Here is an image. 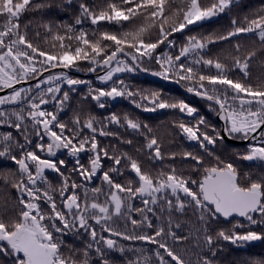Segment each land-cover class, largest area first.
I'll return each instance as SVG.
<instances>
[{
	"label": "snow or ice",
	"instance_id": "1",
	"mask_svg": "<svg viewBox=\"0 0 264 264\" xmlns=\"http://www.w3.org/2000/svg\"><path fill=\"white\" fill-rule=\"evenodd\" d=\"M242 7L243 0H0V126L11 129L0 131V163L14 165L0 170V191L16 193L11 208L0 204V264H117L116 254L124 264H217L222 242L264 241V71L252 72L254 61L264 69V4L235 11ZM52 9L70 20L46 18ZM225 16L227 27L204 30ZM79 72L96 74L100 86ZM138 72L181 85L223 124L121 75ZM117 98L144 112L179 113L171 127L199 151L171 150L174 139L128 112L85 108L91 101L106 109ZM226 136L244 145L236 160L259 167L242 172L217 155ZM185 244L191 255L177 250Z\"/></svg>",
	"mask_w": 264,
	"mask_h": 264
},
{
	"label": "trees",
	"instance_id": "2",
	"mask_svg": "<svg viewBox=\"0 0 264 264\" xmlns=\"http://www.w3.org/2000/svg\"><path fill=\"white\" fill-rule=\"evenodd\" d=\"M98 2H102V0H98ZM264 4V0H243V7L241 9L235 10L236 12L239 11H248L253 8H257L260 5ZM38 15V14H33ZM70 12H63L57 9H52L50 13L46 14V18L55 19L57 21L59 20H70ZM28 18H31L29 16ZM229 23L228 17H221L217 19L215 22L210 24L204 25V30H212V29H220L227 27ZM199 30V29H197ZM252 38L251 37H241V42L248 44ZM264 57H258V59H261ZM264 71V69H261L256 61L253 62V77L258 75L260 72ZM86 73V72H85ZM96 75V74H95ZM95 75L91 78H83L76 76L80 79L84 80H91L94 86L99 87L100 82L95 79ZM123 78L127 80V82L131 83L132 85L139 87V88H147V89H155V90H163L165 94H170L172 96L180 97L187 99L188 102L192 103L194 106L198 107L200 109V114L204 115L206 119L211 123L216 125L217 127L221 126L220 121L218 120L217 116L209 111V109L206 106V102L203 100H200L194 96H189L185 94L181 89L178 87L150 80L148 77L143 75L141 72L135 73V74H121ZM78 91L83 94L87 92V85H80L78 86ZM76 99H79L77 96ZM86 110L92 111L94 114L98 116H107L109 112L115 111L118 114H122L124 112H128L132 114L134 117L148 123L150 126H152L154 129H157L160 135L164 136L166 140L168 139H174V142L170 145V149L173 151H180L181 148L191 150V151H199L198 148H196L195 145L189 144L185 142L178 134L175 133V129L171 127L170 121L177 118L180 114L177 112H174L172 110H158L157 112H144L140 109L135 108L134 105H132L128 100L123 98H117L115 101H111L109 106L106 109H99L96 107L95 102L89 101L85 105ZM72 115L71 111H68L66 115H63V119H68ZM187 119V118H186ZM112 130H117L115 126H110ZM11 130L6 127L0 126V131H6ZM171 133V136H168L167 134ZM124 135L125 133H121ZM102 143H112L116 144L118 141L115 138H104L100 137ZM120 147L124 148L125 150H129L127 146L120 145ZM243 146H234L226 141L222 145H218L217 148V155H220L221 158H227L233 160L241 169L242 172L250 171L253 169H256L259 167V165L256 162H249V161H243V160H236L235 152L237 150H242ZM167 163V161H166ZM8 168H14V165L10 161H4L0 163V170L8 169ZM50 179H53V182L55 183L56 180L53 176H50ZM16 193L14 189H6L5 191H0V204H3L5 200L8 201V207L11 208L12 198L15 197ZM221 225L227 227V222L221 220ZM126 245H131L135 243V246L137 248L144 247L146 250H152L155 248L154 245L141 242H125ZM223 244V251L218 252L217 257L215 258L217 261V264H252L253 261L258 260H264V241H254L249 242L246 245L243 246H236L232 245L230 242H222ZM188 248L189 249V255L192 253L191 244H185L178 246V251L181 252V255L184 254L183 249ZM129 259H131V256L126 254ZM117 264H124V257H121L119 254H116L113 257ZM195 257H193L194 259Z\"/></svg>",
	"mask_w": 264,
	"mask_h": 264
},
{
	"label": "water",
	"instance_id": "3",
	"mask_svg": "<svg viewBox=\"0 0 264 264\" xmlns=\"http://www.w3.org/2000/svg\"><path fill=\"white\" fill-rule=\"evenodd\" d=\"M143 75H145L146 77H148L150 80L153 81H158V82H163V83H167V84H171L174 85L176 87H178L179 89H181L185 94L189 95V96H193L192 94L187 93L184 88L181 85L169 82V81H164L159 77L153 76L149 73H143L141 72ZM74 75L79 76V77H83V78H91L93 77L95 74L94 73H85V72H79V73H74ZM197 98V97H196ZM199 99V98H198ZM218 118V117H217ZM218 120L220 121L221 125L223 124V122L218 118ZM225 141L231 145L234 146H243V143L240 142L239 140H233V139H229L227 136L225 137ZM223 220V219H222Z\"/></svg>",
	"mask_w": 264,
	"mask_h": 264
}]
</instances>
